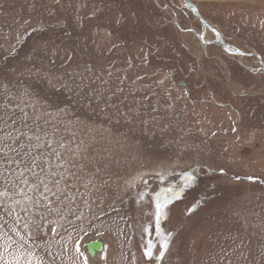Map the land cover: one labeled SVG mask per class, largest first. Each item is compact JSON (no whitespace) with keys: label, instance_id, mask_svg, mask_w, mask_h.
<instances>
[{"label":"rangeland","instance_id":"1","mask_svg":"<svg viewBox=\"0 0 264 264\" xmlns=\"http://www.w3.org/2000/svg\"><path fill=\"white\" fill-rule=\"evenodd\" d=\"M260 64L264 0H0V264H264Z\"/></svg>","mask_w":264,"mask_h":264},{"label":"crops","instance_id":"2","mask_svg":"<svg viewBox=\"0 0 264 264\" xmlns=\"http://www.w3.org/2000/svg\"><path fill=\"white\" fill-rule=\"evenodd\" d=\"M190 32H189V34H191V38L193 39L194 38V40H195V48L197 49V51H198V56H199V54H200V52H206L207 51V43L206 42H208V41H211V40H208V37H207V30H205V29H201L200 31L199 30H197L196 28H193L192 30H189ZM192 32V33H191ZM189 43H191V45L193 46V41H188L187 42V45L189 44ZM212 45V44H211ZM189 47H191L190 45H188ZM214 46H216V45H214ZM194 47V46H193ZM218 47V46H217ZM192 48V47H191ZM204 49V51H202L201 49ZM206 49V50H205ZM192 51V50H191ZM223 52V51H222ZM196 54V53H195ZM197 56V55H196ZM228 57H230V56H228ZM236 58H237V62L238 63H241L242 64V62H241V60L240 59H242L243 57L242 56H235ZM240 57H242V58H240ZM230 58H233V59H235L234 57H230ZM230 66H232V65H230ZM259 66V65H258ZM224 68H226V66H224ZM260 69H264V66H263V64H260ZM231 70V69H230ZM230 70H229V72H230ZM246 70H248V72H250V73H252V74H254V72L252 71V69L251 70H249L248 68L246 69ZM232 74V71H231V73H230V75ZM233 84H235L236 86H238V88L239 89H241V90H236L234 87H233V89L235 90L234 92H236V93H239L242 97H247V93L249 92V90H243V88H242V83L241 82H235V81H232V85ZM255 86V85H254ZM253 90H255V89H252V91ZM247 92V93H246ZM246 95V96H245ZM260 95H264V90H258L257 92H255V93H253V94H250V95H248V96H252V97H260ZM90 242H93V240H91ZM97 259H99V258H97Z\"/></svg>","mask_w":264,"mask_h":264},{"label":"water","instance_id":"3","mask_svg":"<svg viewBox=\"0 0 264 264\" xmlns=\"http://www.w3.org/2000/svg\"><path fill=\"white\" fill-rule=\"evenodd\" d=\"M100 244L101 243L98 240L93 242V243L86 244L85 248H86L87 254L93 256L97 252H99L100 251V247H101Z\"/></svg>","mask_w":264,"mask_h":264},{"label":"flooded vegetation","instance_id":"4","mask_svg":"<svg viewBox=\"0 0 264 264\" xmlns=\"http://www.w3.org/2000/svg\"><path fill=\"white\" fill-rule=\"evenodd\" d=\"M223 39V38H222ZM220 40V38L216 39L212 45H217L218 48H221L220 44H217L216 41ZM211 45V44H210Z\"/></svg>","mask_w":264,"mask_h":264},{"label":"snow or ice","instance_id":"5","mask_svg":"<svg viewBox=\"0 0 264 264\" xmlns=\"http://www.w3.org/2000/svg\"><path fill=\"white\" fill-rule=\"evenodd\" d=\"M165 247H167V241H165ZM148 255H151V253L149 252Z\"/></svg>","mask_w":264,"mask_h":264}]
</instances>
